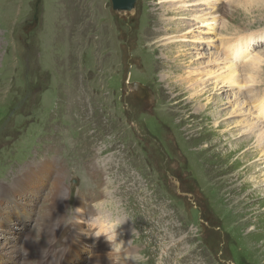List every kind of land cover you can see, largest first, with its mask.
Here are the masks:
<instances>
[{
  "label": "rangeland",
  "instance_id": "rangeland-1",
  "mask_svg": "<svg viewBox=\"0 0 264 264\" xmlns=\"http://www.w3.org/2000/svg\"><path fill=\"white\" fill-rule=\"evenodd\" d=\"M159 1L119 14L110 0H0V264H35L52 246L57 264H92L106 249L114 264H264V155L235 128L254 108L234 105L239 91L264 90V61L243 68L253 55L264 60V0H218L216 27L175 44L191 66L219 61L204 113L181 90L189 68L173 67L175 48L160 39L215 0L167 15L157 33ZM227 58L240 84L219 80ZM61 173L62 221L49 236L39 228ZM91 192L98 198L81 201ZM23 197L38 199L33 209ZM100 224L112 244L102 234L108 248L96 253ZM33 237L42 250L26 252Z\"/></svg>",
  "mask_w": 264,
  "mask_h": 264
},
{
  "label": "bare ground",
  "instance_id": "bare-ground-1",
  "mask_svg": "<svg viewBox=\"0 0 264 264\" xmlns=\"http://www.w3.org/2000/svg\"><path fill=\"white\" fill-rule=\"evenodd\" d=\"M206 1L207 0H160L158 5L160 7L159 10H161L160 15H162V16L157 19V22H158L157 25H159V27L156 30L157 33H162V31L160 29L164 28L167 23L171 22L169 20H166V16L167 15H174V14L177 13V11L181 12V11H183V8H188V7H192V6H200L202 10L206 9V7L204 8L202 6V4H204V5L205 4H209V2H206ZM217 1L218 0L214 1L215 4H213L211 9L209 11H207V13L203 12L200 15H194L195 18H192V19L196 20L195 22H192V23L185 22V23H183L181 21V25L178 28H176V27L174 28V31L178 32L180 34H175L174 36H170V37H166V38H163V37L161 38L160 37L161 38L160 41H162V45H161L162 47L161 48H164V49L166 48L167 49L170 46H174V48H175L174 49L175 51H170V52H173L174 55L173 54H172L173 56L170 55L172 57L168 56V59L171 58L172 61H174L173 59H176L174 61L175 63H173L174 65H172V66L175 67V68H181V67L187 66L189 68L188 77H186L184 79V81H183V83L188 82L189 85L184 87V89H181V90H183V92H185V93H189L190 97L192 99H194L195 101H197V103H198L197 104V108L202 113H204L205 110L210 109L211 106H212V103H213V102H211L213 97H210V94L206 95V93L207 92L214 93L215 92L214 88H216L219 85V83L214 80L215 79L214 76L218 72L217 69L215 68L216 62L218 60L216 62H214L215 59H216V55H214V56L211 55L208 58V60L206 62H204L203 65L191 66L192 65L191 61L193 62V59H192L191 55H187L185 52H183L184 49L180 50L175 44L178 42V40H180L181 42H184L187 46H189L187 44V42L193 41L194 38H201V37H197L196 34H195L196 31H197L196 29L198 27H200V29L202 31L206 30L207 26L213 27V29L216 27V23H218L217 22V19H218L217 14L221 11L220 10L221 9L220 5H216ZM182 14H185L183 17H185L186 15H189L185 11H183ZM172 21H175V20L172 19ZM162 25H164V26L162 27ZM242 38H245V40L241 42V49L249 48L250 44L252 43L251 40L247 39L246 37H242ZM197 40H199V39H197ZM230 46L231 45H228L227 47H230ZM185 49H187V48H185ZM240 55H243V54H240ZM187 56H189V57H187ZM236 58L238 59L239 57H236ZM261 61H264V60L262 59V57H260V55H253L250 59L248 58V60L246 61L247 63L245 65V67H243V68H244V70H246L248 72H258L260 70L259 69V67H260L259 63H261ZM223 62H224L223 66H220L218 68L219 71L222 72V74L219 77V80L223 82L222 84L223 85L224 84L227 85L229 83L230 86H234V85H236V83L240 84L241 83V78H240L241 75L239 74L240 69H238V65L236 64L237 62H235L234 60L232 61L229 58L223 59ZM246 80L248 81V83H251L252 80H253V76L251 74H249V76H248V78ZM176 86H178V84H176ZM242 87L243 86H240V90H242ZM252 88H253V85H252ZM240 92L241 91L236 93L237 96H235L236 97L235 99H237L238 101L234 105L237 106V108L239 107V105H242V107L251 106V107H248V108H250L248 110L250 111L252 108H254V110H252L253 112L251 111L252 112L251 114H253L254 117H250V116L247 117V118L246 117H243V118L241 117L240 119H238V122H236L237 124H236L235 128L239 129L240 130L239 132H242V134H245V135L247 134V136L245 137L247 139L245 141H247L248 143L250 142L249 140H251L250 138L252 136H255L256 141H257L256 147L260 151H262L263 152L262 155H264V123H263L264 122V90H258V89H256V91L253 90L252 95H249V96H247L245 94L246 92H241V94H239ZM249 93H251V92H249ZM242 98H245V100H243ZM235 99H233V100H235ZM204 100L206 101L205 103H204ZM230 100H231V98H230ZM251 102H253V103H251ZM219 103H217V104L219 105ZM234 107L231 109V110H233V112H231V113L237 114L238 111ZM229 112H225V114L227 115ZM229 114H228L227 117H230ZM215 115H217V113H215ZM218 118L219 119H216L217 121L214 122L215 125L220 123V120L224 121V119L226 117H224V115H221ZM233 152H235V151H233ZM64 179H65V175L63 173H61L60 175H57V177L54 178V181H53L52 187H51V189L53 190V193H52V196L50 198V204L48 206H46L47 210L44 213V216H43L44 219L40 223V228L39 229H41L42 232L45 231V233L49 234V236H51L52 232H48V231L52 230V227H53V222L52 221L54 220V218L58 219L57 221L60 222V223L62 221L60 215L56 214L57 213L56 210H57L58 207H60L63 204V203L61 204V201H62V198L64 199V197L61 194H62V191H63L62 182H63ZM255 181H258V179H255ZM3 197L7 198V191L3 195ZM96 198H98V195L95 194V198H94V192L93 193L91 192V193L88 194V196H84V198L82 197L80 199H81V201L86 199L90 203V202H93ZM30 199H32L31 202L33 204L30 202ZM30 199L27 201L26 197H23L22 202L25 203V205H29L30 208L33 209V207L37 203L38 199H33V198H30ZM81 201H80V204H79V208L77 209L78 210V219H79V221L84 220L83 218H84V215H85V211L84 210L80 211V208L84 209L82 204H84L85 200H84V202H81ZM1 206H2V202H0V207ZM9 208H10V212L9 213L13 214V220L10 222V224L12 226V224L15 225L17 223V220L15 219L16 215H14L13 208L10 207V206H9ZM4 217H6V216H4ZM6 221H7V219H6ZM100 225H101L100 226L101 227V232L100 233L106 232L107 231L105 229L106 226L103 227L104 225L103 226H102V224H100ZM67 226H69V225H67ZM79 229H81V228H79ZM39 231L40 230H38V232ZM88 233H89V231H88ZM32 236H33V234H32ZM27 239L29 240V238H27ZM95 239L98 241V243L102 247V248L98 249V251L96 253H101L103 248H105V249L108 248L107 247L108 243L103 240L102 236L101 237L100 236L99 237H95ZM5 241L6 242H4V240H3L4 243H7V239H5ZM27 243L31 244V247L29 246L30 248L29 247L27 248L28 252L32 248H35V249L40 248V244H42V243H40L38 245L37 243H35V238L34 237H33L32 240H30ZM38 243H39V241H38ZM0 247H3V246H0ZM42 247H44V246H42ZM67 247H68V245L64 247L62 253H64V251L67 249ZM40 250H42V248H40ZM2 253H3L4 257H5V255L7 254V249H4L2 251ZM107 253L109 254V251H107V249H106L104 251V255L102 256V258L101 259H96L95 262H93L92 264H114V263H112V260H110L109 258H107L105 256ZM52 255H54L55 257L57 255V252H54V250H53V246L51 247V249L45 250L44 254L38 255L37 262L35 264H57L59 259L58 258L54 259V257L52 258ZM31 264H34V263L32 262Z\"/></svg>",
  "mask_w": 264,
  "mask_h": 264
},
{
  "label": "water",
  "instance_id": "water-1",
  "mask_svg": "<svg viewBox=\"0 0 264 264\" xmlns=\"http://www.w3.org/2000/svg\"><path fill=\"white\" fill-rule=\"evenodd\" d=\"M112 4V10L115 13H122V12H132L136 6H137V0H110ZM37 20H35L32 24L30 25H25L23 29L27 34H29L34 27L37 25ZM135 86L139 87L142 89L141 85L138 83L135 84ZM143 90V89H142ZM74 185L78 184V180L73 181Z\"/></svg>",
  "mask_w": 264,
  "mask_h": 264
},
{
  "label": "clouds",
  "instance_id": "clouds-1",
  "mask_svg": "<svg viewBox=\"0 0 264 264\" xmlns=\"http://www.w3.org/2000/svg\"><path fill=\"white\" fill-rule=\"evenodd\" d=\"M105 235L106 236V239L109 241V242H111V244H112V240L107 236V234H105V233H98V234H94L96 237H99V236H101V235ZM25 251H27V249H25ZM111 251H112V247H111ZM110 251V252H111ZM109 259L111 260V256L109 255Z\"/></svg>",
  "mask_w": 264,
  "mask_h": 264
},
{
  "label": "flooded vegetation",
  "instance_id": "flooded-vegetation-1",
  "mask_svg": "<svg viewBox=\"0 0 264 264\" xmlns=\"http://www.w3.org/2000/svg\"><path fill=\"white\" fill-rule=\"evenodd\" d=\"M35 20H37V18H36V16L34 15V17H33V20H32V21L34 22ZM30 24H32V22H31V23L29 22V23H27V24H25V25H30ZM134 85H135V84H134Z\"/></svg>",
  "mask_w": 264,
  "mask_h": 264
}]
</instances>
